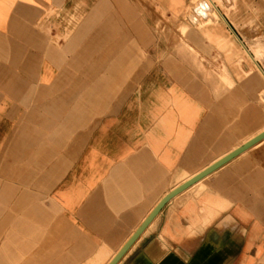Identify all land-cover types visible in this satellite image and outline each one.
Here are the masks:
<instances>
[{
    "label": "crops",
    "instance_id": "1",
    "mask_svg": "<svg viewBox=\"0 0 264 264\" xmlns=\"http://www.w3.org/2000/svg\"><path fill=\"white\" fill-rule=\"evenodd\" d=\"M194 1L0 0V264H109L264 127V60ZM234 160L116 264H264V162Z\"/></svg>",
    "mask_w": 264,
    "mask_h": 264
},
{
    "label": "rangeland",
    "instance_id": "2",
    "mask_svg": "<svg viewBox=\"0 0 264 264\" xmlns=\"http://www.w3.org/2000/svg\"><path fill=\"white\" fill-rule=\"evenodd\" d=\"M204 1L211 2V9L205 19L208 18V21H211L212 18H219L222 15L228 17L249 46L256 51L258 57L264 60V0H195L192 3V5H196L195 11L191 12L192 19L196 16L203 22V18L196 12V8ZM184 32L186 33V30ZM263 129L264 127L254 133L246 132L238 143L241 144L259 131L260 133L263 132ZM230 146V141L222 138L219 144L208 154L190 155L185 165L182 179L197 172L200 167L205 166L227 150L233 148ZM262 161L264 162V140L240 155L232 164L235 165L242 162L245 164L242 165L244 172H249L255 168L259 169ZM210 178H207L205 181H209ZM203 185L204 182L194 186L186 193L199 191L200 189L203 190L205 188Z\"/></svg>",
    "mask_w": 264,
    "mask_h": 264
},
{
    "label": "water",
    "instance_id": "3",
    "mask_svg": "<svg viewBox=\"0 0 264 264\" xmlns=\"http://www.w3.org/2000/svg\"><path fill=\"white\" fill-rule=\"evenodd\" d=\"M201 9L198 7L196 8V12L200 14L199 10H204L205 7H208V5H199ZM264 139V131L255 136L254 138L250 139L240 147L236 148L232 152L228 153L212 165L208 166L206 169L202 170L198 174H196L194 177L189 179L188 181L184 182L182 185L168 193L159 203L158 205L153 209V211L150 213V215L145 219V221L142 223V225L137 229V231L130 237V239L126 242V244L120 249V251L116 254V256L112 259V261L109 264H116L120 258L126 253V251L130 248V246L134 243V241L140 236V234L145 230V228L152 222V220L160 213V211L164 208V206L177 194L183 192L196 182H198L200 179L204 178L205 176L213 173L214 171L220 169L230 161H232L234 158H236L238 155L249 149L250 147L254 146L258 142Z\"/></svg>",
    "mask_w": 264,
    "mask_h": 264
},
{
    "label": "bare ground",
    "instance_id": "4",
    "mask_svg": "<svg viewBox=\"0 0 264 264\" xmlns=\"http://www.w3.org/2000/svg\"><path fill=\"white\" fill-rule=\"evenodd\" d=\"M201 5H208V7H205L204 8V10L202 9V10H199V12H200V16H202V17H206L207 15H208V13H209V11H210V9H211V2H208V1H204V2H201L200 3ZM198 8L199 9H201L199 6H198ZM264 130V129H263ZM263 130H261V131H263ZM260 133V131L259 132H257L256 134H254L253 136H251V137H249L248 139H246L245 141H243L241 144H239V145H237V146H235V147H233V148H231V149H229V150H227L226 152H224L223 154H221L220 156H218L216 159H214L213 161H211V162H209V163H207L205 166H203V167H201L197 172H195V173H193V174H191V175H189V176H187L186 178H184V179H182V181H180L179 183H178V185H177V187H179L180 185H182L184 182H186V181H188L189 179H191L192 177H194L196 174H198L199 172H201L202 170H204V169H206L208 166H210V165H212L213 163H215L216 161H218L219 159H221L222 157H224L225 155H227L228 153H230V152H232L233 150H235L236 148H238V147H240L241 145H243L244 143H246L247 141H249L250 139H252V138H254L255 137V135L257 136V134H259ZM264 140V139H263ZM263 140H261V141H263ZM260 141V142H261ZM259 143V142H258ZM257 143V144H258ZM257 144H255L254 146H256ZM254 146H252V147H254ZM252 147H250L249 149H247L246 151H248V150H250ZM246 151H244L243 153H245ZM243 153H241L240 155H242ZM240 155H238L237 157H239ZM236 157V158H237ZM235 159V158H234ZM206 177V176H205ZM203 179V178H202ZM199 181H201V179L199 180ZM198 181V182H199ZM198 182H196V183H198ZM193 185H195V184H193ZM176 187V188H177ZM176 188H174V189H176ZM173 189V190H174ZM172 190V191H173ZM185 191V190H184ZM171 192V191H170ZM169 192V193H170ZM178 195V194H177ZM175 197V196H174ZM158 205V204H157Z\"/></svg>",
    "mask_w": 264,
    "mask_h": 264
}]
</instances>
